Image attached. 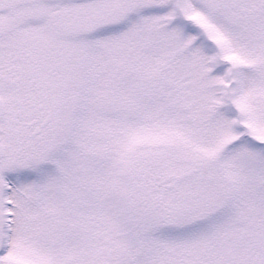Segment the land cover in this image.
Masks as SVG:
<instances>
[{
    "label": "snow or ice",
    "instance_id": "6c2138e0",
    "mask_svg": "<svg viewBox=\"0 0 264 264\" xmlns=\"http://www.w3.org/2000/svg\"><path fill=\"white\" fill-rule=\"evenodd\" d=\"M0 264H264V0H0Z\"/></svg>",
    "mask_w": 264,
    "mask_h": 264
}]
</instances>
